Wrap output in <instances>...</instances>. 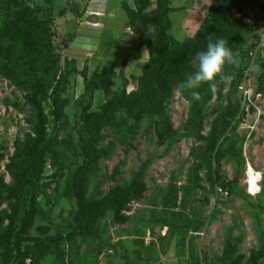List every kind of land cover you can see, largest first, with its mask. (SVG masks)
Returning a JSON list of instances; mask_svg holds the SVG:
<instances>
[{"label": "rangeland", "instance_id": "rangeland-1", "mask_svg": "<svg viewBox=\"0 0 264 264\" xmlns=\"http://www.w3.org/2000/svg\"><path fill=\"white\" fill-rule=\"evenodd\" d=\"M17 1L0 0V27ZM30 1L34 19L46 23L45 33L59 58L56 79L76 62L81 71L86 67L83 57H72L79 56L80 40L69 50L72 36L61 29L64 14L73 8L65 6L70 0ZM132 1L137 10L135 2L146 0ZM147 1L142 15L161 21L159 27L140 28L142 41L151 45L149 62L155 57L160 29L170 57L186 46H195L207 30L222 28V35L212 41L226 40L233 53L235 62L224 68V74L233 77L231 83L225 86L217 78L215 91L202 84L196 89L202 90L199 101H192L181 87L184 81L178 82L163 102L167 120L142 101L138 109L145 115L132 132L126 129L134 124L132 117L120 107L115 110V122L102 130L97 147L106 156L95 164L85 186L87 210L105 203L87 232L71 189L72 177L84 161L81 141L85 131L80 116L86 108L99 111L112 99L121 98L128 105L132 95H125L115 80L108 96L94 92L77 106L87 80L80 72L74 73L60 97L67 100L60 116L51 96L52 82L37 101L47 116L50 138L61 144L62 156L57 159L55 151L49 153L40 182L33 189L28 187L19 200L11 192L17 190L16 175L26 167L24 147L32 135L36 106L22 83L23 75L18 71L10 75L0 67V215L4 227L10 219L23 217L32 196L38 209L29 234L34 241L7 253L0 244V264L3 254L10 258L7 264H229L235 258L239 264H252L254 258L264 264V0H257L259 8L248 10L243 18L249 31L222 20L221 6L232 0ZM63 9V16L59 15ZM240 16L235 10L228 15ZM79 29L74 18L68 21V31L76 34ZM35 38L41 44L43 35ZM235 45L239 50L232 49ZM246 51L251 59L245 61ZM246 65L249 76L240 83L238 72ZM53 74L50 71L48 79ZM238 84L252 90L251 103ZM128 90L139 88L134 85ZM255 173L259 174V190L251 193L248 181ZM141 186L145 188L141 197L133 198ZM220 186L227 188V194L219 192ZM115 194L129 199L118 214L126 219L124 223L118 222L117 209L107 204ZM190 231L200 235H190ZM58 236L63 237L64 258L55 253L52 240Z\"/></svg>", "mask_w": 264, "mask_h": 264}, {"label": "trees", "instance_id": "trees-1", "mask_svg": "<svg viewBox=\"0 0 264 264\" xmlns=\"http://www.w3.org/2000/svg\"><path fill=\"white\" fill-rule=\"evenodd\" d=\"M256 1L257 0H232L223 3L220 14L222 20L225 24L231 21L243 25L242 21L243 18L247 16V11L259 8ZM147 4V0L142 2V4H137L135 2V5H139L137 10L123 4V10L126 14L130 31L136 34L139 39V44L147 50L149 55L151 45L148 43L145 44L142 41L140 28L149 26L159 27L161 21L156 17L142 15V11L146 9ZM234 10L241 14L237 19L228 17L229 13ZM65 11V9L60 10L58 14L63 15ZM33 14L34 8L31 5V1L19 0L16 2L14 12L0 27V67L6 69L10 75L16 73V71L23 75L24 81L22 83L25 89L32 93L30 99L36 106L32 135L28 137L24 147L27 156L26 167L16 175L17 190H12V196L18 197L20 200L19 196L23 197L28 187L32 189L36 187L43 176L46 160L50 152L55 151L57 159H60L62 156L63 150L60 149L61 144H55L50 138L47 131V116L40 103L37 101L38 96L40 97L41 95L47 94V91L53 85L52 82H54V87L51 96L53 97V103L57 104V110L60 116L62 115L61 108L67 106V100H61L60 97L65 93V85L68 83L70 76L74 73L80 72V76H82L84 80H87L84 92L79 98L80 100L76 101L77 106L82 104L86 97L92 96L94 92H102L108 96L111 89L110 85H112L116 79L120 81L121 91L125 95L126 93L127 95H132L128 105H126L121 98L112 99L102 104L99 111H90V108H86L82 111L80 116L85 131V136H83L81 141V152L84 161L72 177L71 189L76 199L83 230L89 232L93 229L92 224L96 214L101 213L105 203H98L94 209L87 210V203L84 197L85 186L95 164L106 156V151L104 149H97V147L100 145V141L103 138L100 135L102 130L107 125L115 122V110L120 107L126 110L129 117H132L134 124L126 128L131 132L134 130L135 125L144 118V111L138 109L142 101H145L147 107L154 110V113L159 114V117L166 121L167 116L163 106L164 100L170 96L171 89L175 87L178 82L185 81L186 76L190 72H193L191 59L195 53L205 49L209 40L221 36L223 29L207 30L205 35L195 46H186L183 50H179L170 57L166 55L162 30L160 29L156 36L157 40L156 47L154 48L155 57L153 62L147 60L143 65L140 76L136 80V86L139 88V91L133 92L134 90L126 89L128 80L125 79L123 72L117 73L114 71L113 67L104 69L100 73L93 72L92 74H88L87 67H83V69L79 71L77 65L75 64L74 66L73 64L72 68L67 66L65 68V73L56 79V74L59 69V58L53 54L51 43L48 41V36L45 33L46 23L36 21ZM243 27L246 30L248 29V31L251 30L244 25ZM36 35H43L41 44L39 39L35 38ZM44 37L46 40H44ZM232 49L234 51L239 50L237 45L232 46ZM250 50L252 49H248V52H250ZM248 52L246 51L245 61L250 58V56L248 57ZM247 67L248 65L244 66L238 72L240 83L244 80ZM50 71H53L54 74L51 79H48ZM239 84L236 87H238ZM199 93L202 94V90H200ZM220 94V90H217V95L220 96ZM199 129H202L201 121ZM93 143L97 145L93 146ZM219 188L227 191V188L223 186ZM144 190V186H141L132 197H141ZM128 201L129 199H124V197L118 194H115L111 200L107 201V204H112V206L117 209L119 223H124L126 221L124 217H118V214L119 210L124 207ZM37 215L38 209L34 196L30 198L28 210L24 213L23 217L13 220L10 219L5 227L3 216L0 215V244L5 253L13 249L19 251L23 243L34 241L29 234L34 226ZM191 232L193 233L196 231H190L189 234ZM52 241L56 244L55 253L57 257L64 258L65 251L60 247L63 237L58 236ZM1 259L4 261L3 264H7L10 261V258H8L6 254H3ZM28 259H30V261L32 260L30 257ZM229 264H239V260L237 258L231 259ZM252 264H258L256 258L252 260Z\"/></svg>", "mask_w": 264, "mask_h": 264}, {"label": "crops", "instance_id": "crops-1", "mask_svg": "<svg viewBox=\"0 0 264 264\" xmlns=\"http://www.w3.org/2000/svg\"><path fill=\"white\" fill-rule=\"evenodd\" d=\"M123 4L134 8L132 0H70L65 6L72 5L73 8L68 7L61 20V29L72 36L69 50L80 40L79 56L72 57L75 60L83 57L88 74L113 67L115 72H123L128 80L126 89H131L136 86L148 53L139 44L136 34L128 30L130 26ZM73 18L80 28L76 34L67 30V23ZM76 65L78 67L77 62Z\"/></svg>", "mask_w": 264, "mask_h": 264}, {"label": "clouds", "instance_id": "clouds-1", "mask_svg": "<svg viewBox=\"0 0 264 264\" xmlns=\"http://www.w3.org/2000/svg\"><path fill=\"white\" fill-rule=\"evenodd\" d=\"M231 49L227 41L220 38L209 40L204 50L195 53L191 59L193 72L187 76L181 87L189 92L192 101H199L198 89L202 84H209L215 91V81L219 78L225 86L231 83L232 75L224 74L226 64L234 63ZM259 190V189H257Z\"/></svg>", "mask_w": 264, "mask_h": 264}, {"label": "built area", "instance_id": "built-area-1", "mask_svg": "<svg viewBox=\"0 0 264 264\" xmlns=\"http://www.w3.org/2000/svg\"><path fill=\"white\" fill-rule=\"evenodd\" d=\"M128 30H130V29H128ZM249 55L251 56V57H253V51L251 50L250 52H249ZM248 70V69H247ZM246 70V72H245V74H244V81L248 78V76H249V70L247 71ZM238 89H240V90H242L243 91V97H244V99H246L248 102H250L251 103V100H252V98L254 97V93L252 92V90L249 88H247V87H245V86H239V88ZM258 97H260V95H258ZM218 190H219V192L220 193H224V194H227V191L226 190H222L221 188H218ZM190 235H193V236H198V235H200V233H198V232H191L190 233Z\"/></svg>", "mask_w": 264, "mask_h": 264}, {"label": "bare ground", "instance_id": "bare-ground-1", "mask_svg": "<svg viewBox=\"0 0 264 264\" xmlns=\"http://www.w3.org/2000/svg\"><path fill=\"white\" fill-rule=\"evenodd\" d=\"M258 179H259V174L255 173L254 177H251L249 179V190L251 193H254L255 190L258 188Z\"/></svg>", "mask_w": 264, "mask_h": 264}]
</instances>
